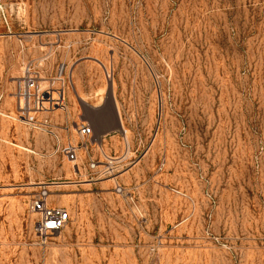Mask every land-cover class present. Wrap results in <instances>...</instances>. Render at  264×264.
<instances>
[{
	"label": "rangeland",
	"instance_id": "1",
	"mask_svg": "<svg viewBox=\"0 0 264 264\" xmlns=\"http://www.w3.org/2000/svg\"><path fill=\"white\" fill-rule=\"evenodd\" d=\"M30 73L83 116L11 118ZM0 90V264H264V0H0ZM106 96L119 142L70 161Z\"/></svg>",
	"mask_w": 264,
	"mask_h": 264
},
{
	"label": "built area",
	"instance_id": "2",
	"mask_svg": "<svg viewBox=\"0 0 264 264\" xmlns=\"http://www.w3.org/2000/svg\"><path fill=\"white\" fill-rule=\"evenodd\" d=\"M62 91V92H61ZM57 93V96L54 95ZM16 94L19 99L25 100L23 104L20 102L18 113L11 116L15 120H25L33 127L38 128L39 122L37 114L45 111H52L56 108L64 107V90L59 89L57 92L52 86L44 88L39 81V76L35 74H27L24 79L17 85ZM79 136L82 144H74L68 142L62 146V152L67 158L75 162L78 159L79 151L82 148L89 147L93 139V128L88 123H82L78 128ZM96 160H90V168L97 167ZM110 167L106 170L109 171ZM121 191V187H117ZM48 191L42 190L32 199L31 209L38 215L36 222L37 234L46 241L50 236L60 234L71 220L69 210L62 206H54L48 200Z\"/></svg>",
	"mask_w": 264,
	"mask_h": 264
},
{
	"label": "crops",
	"instance_id": "3",
	"mask_svg": "<svg viewBox=\"0 0 264 264\" xmlns=\"http://www.w3.org/2000/svg\"><path fill=\"white\" fill-rule=\"evenodd\" d=\"M65 93L66 92L64 91V96H65L64 102H66V99L67 102H76L72 99L70 92H68V98H66ZM95 94H97L96 91L91 93V95H95ZM4 97H5V92L0 90V102L4 100ZM16 97L18 98V99L16 98L17 102H19L17 103V110H18L21 100L19 99L17 94ZM92 108H93L92 119L89 118L83 119V123L91 122L93 124L91 125L93 128V139H92V143H90L92 150H94V148L97 147L96 148L97 151L101 152L107 158L108 150H112L114 142L116 143L119 142V136L117 133L119 132L120 127H122V124L124 123L122 108L118 102H116L114 99L108 98L107 96L104 98L101 97V101L97 102L96 104H93ZM0 114H4L1 108H0ZM39 114L45 116L47 112H40ZM50 114L60 117L63 122L65 121V119H67L66 125L68 127L69 126L68 120L70 119V117L74 119L78 116H83V110L81 114H78L77 107H69L68 115L65 112H60V111L57 112L51 111ZM41 139L47 141V139L49 140V137L48 136L47 138L42 137ZM69 142L73 143L72 141ZM98 166L101 165H97V167ZM108 168L109 166L106 165V167L101 170L102 173H106V170Z\"/></svg>",
	"mask_w": 264,
	"mask_h": 264
},
{
	"label": "bare ground",
	"instance_id": "4",
	"mask_svg": "<svg viewBox=\"0 0 264 264\" xmlns=\"http://www.w3.org/2000/svg\"><path fill=\"white\" fill-rule=\"evenodd\" d=\"M54 95L56 96V93H54ZM108 158V157H107Z\"/></svg>",
	"mask_w": 264,
	"mask_h": 264
}]
</instances>
